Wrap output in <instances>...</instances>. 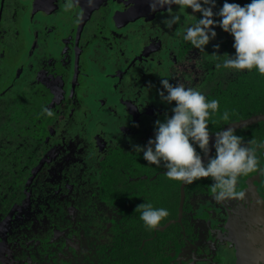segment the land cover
I'll list each match as a JSON object with an SVG mask.
<instances>
[{"label":"flooded vegetation","instance_id":"af4514ba","mask_svg":"<svg viewBox=\"0 0 264 264\" xmlns=\"http://www.w3.org/2000/svg\"><path fill=\"white\" fill-rule=\"evenodd\" d=\"M65 2L0 0V264H264V174L217 203L211 177L171 181L132 151L171 115L161 78L227 93L238 72L218 70L214 52L233 54V37L217 26L200 51L182 39L190 9L168 29L149 0ZM233 118L219 109L210 132L247 119ZM261 122L235 132L264 140V125L249 130ZM143 202L169 212L155 229L134 211Z\"/></svg>","mask_w":264,"mask_h":264},{"label":"clouds","instance_id":"9594fccd","mask_svg":"<svg viewBox=\"0 0 264 264\" xmlns=\"http://www.w3.org/2000/svg\"><path fill=\"white\" fill-rule=\"evenodd\" d=\"M79 2L66 0L64 10L71 12ZM86 3L93 7L95 0H86ZM165 6L168 15L163 24L168 29L181 22L185 10L199 14L182 34L183 41L195 49L205 51V46L217 37V26L233 37V54L214 52L219 61L215 64L218 70L251 72L255 69L264 76V0H250L243 6L223 0L219 7L218 0H149L152 12ZM80 19L77 15L76 22ZM213 47L218 50L220 45ZM160 84L159 97L171 106V115L166 112L162 120L157 119L153 137L145 145H132V151L142 154L148 164L163 166L166 178L171 181L191 184L211 177L212 199L217 203L243 200L245 193L237 190L239 179L257 171L264 174V165L257 155L264 152V140L252 139L245 144L230 126L211 133L210 118L220 109L217 99H208L200 89L173 84L167 78H161ZM41 112L46 117L54 116L47 107ZM231 118L228 110L222 113L223 121ZM134 211L140 213L139 219L147 229H155L169 215L166 208L154 207L149 202L138 204Z\"/></svg>","mask_w":264,"mask_h":264},{"label":"trees","instance_id":"16d2710c","mask_svg":"<svg viewBox=\"0 0 264 264\" xmlns=\"http://www.w3.org/2000/svg\"><path fill=\"white\" fill-rule=\"evenodd\" d=\"M223 3V0H221ZM243 6L250 0H229ZM227 93L220 96V115L228 110L233 119L247 118L264 113V76L253 69L240 71L228 82ZM264 122L249 126L251 133L258 132ZM261 127V128H260ZM145 234V233H144Z\"/></svg>","mask_w":264,"mask_h":264},{"label":"water","instance_id":"95a60500","mask_svg":"<svg viewBox=\"0 0 264 264\" xmlns=\"http://www.w3.org/2000/svg\"><path fill=\"white\" fill-rule=\"evenodd\" d=\"M144 1H146V0H144ZM33 3H34V2H33ZM32 6H33V5H32ZM166 8H167V6H165L164 9H161V8L158 7L156 11H158V10H166ZM153 13H154V12H153ZM142 17H143V16H142ZM259 120H264V114L256 115V116H251V117H249V118H247V119H244V120H242V121H240V122H238V123L231 124V125H229V126L232 127V128H234V129H236V128H238V127H242V126H244V125L251 124V123L257 122V121H259ZM229 126H226V127H229ZM226 127H225V128H226Z\"/></svg>","mask_w":264,"mask_h":264}]
</instances>
